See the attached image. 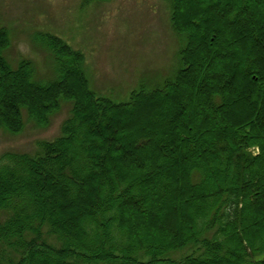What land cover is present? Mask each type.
I'll return each instance as SVG.
<instances>
[{
  "label": "trees",
  "instance_id": "obj_1",
  "mask_svg": "<svg viewBox=\"0 0 264 264\" xmlns=\"http://www.w3.org/2000/svg\"><path fill=\"white\" fill-rule=\"evenodd\" d=\"M217 1L204 0L212 5L206 31L199 0H173L174 27L188 42L182 66L124 103L90 89L83 54L64 41L49 40L59 43L57 77L36 90L0 55V127L18 131L24 111L48 119L62 101L73 103L58 138L0 157V264H264V13L249 11L262 39L252 52L253 27L238 21L237 5L254 0ZM138 108L165 117L166 135L152 122L139 128ZM155 199L165 214L142 221Z\"/></svg>",
  "mask_w": 264,
  "mask_h": 264
},
{
  "label": "rangeland",
  "instance_id": "obj_2",
  "mask_svg": "<svg viewBox=\"0 0 264 264\" xmlns=\"http://www.w3.org/2000/svg\"><path fill=\"white\" fill-rule=\"evenodd\" d=\"M199 2V11L208 13H204L203 19L207 31V19L212 18V5L209 2L206 6L204 0ZM256 4V0L252 1L245 10H241V3L237 5L240 9L238 21L247 17L246 24L253 27L246 46L252 52L262 41L254 37L255 19H252L254 17L249 12L264 13V4ZM233 9L231 7L226 12L227 15L230 16ZM172 16L173 0H0V55L7 65L6 70L11 74L25 76L34 88L36 85L46 84L54 76V72L57 77L55 67L58 66L53 64V58L56 57L58 42L65 41L84 54V69L89 87L97 96L115 103L127 102L134 92L141 93L163 86L164 82L173 78L181 68L180 53L188 42L185 35L180 36L175 29ZM259 30V34H263L264 29ZM45 35L48 37L47 41H44ZM200 35L205 36V32L201 31ZM50 39L58 41L56 49L49 46ZM254 60L257 58L254 57ZM254 65H257L255 61ZM208 72L204 80L210 79ZM11 79V82L15 81L14 84L20 83L16 76ZM4 84L5 81H0V85ZM201 85L202 83L200 87ZM255 85L259 88L258 81H255ZM220 88L217 86L215 90ZM17 90L21 97H25L19 86ZM233 102H239V99L235 97ZM186 103L189 102L185 100L180 106L184 109ZM249 105L245 100L239 103L240 108ZM0 108L2 109L1 106ZM71 108L72 103L65 100L62 107L50 114L48 119L45 118V112L36 113L41 116L38 120L25 111L24 125L18 127L20 130L12 131L8 126L0 127V157L9 151L36 152L39 141L59 137L62 123L69 116ZM139 109V128H144L142 123L152 122L163 127L166 135L169 121L165 117H156V111H148L144 115V111ZM162 109L164 114H167L166 107L163 106ZM33 110L35 111L34 108ZM201 111L206 112V108L203 106ZM218 114L219 112H215L211 118L218 127H222ZM120 128H114L113 131L116 136H122L124 139L126 135ZM157 140L160 139L154 140L155 143ZM136 150L147 156L142 148ZM127 154L132 158L129 151ZM132 160L134 171L142 170L141 160L138 157ZM166 197L165 203L169 205L172 203V196L167 194ZM152 203L148 216L141 218L144 222H147L149 217L157 218L165 214V210L158 205V200L155 199ZM181 208V202H177L173 209L180 214ZM142 231L145 232V228ZM152 232L156 233L153 229Z\"/></svg>",
  "mask_w": 264,
  "mask_h": 264
}]
</instances>
